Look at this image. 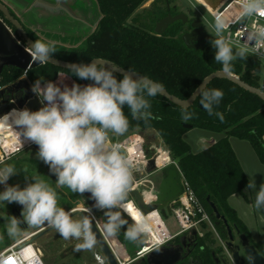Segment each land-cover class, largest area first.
I'll use <instances>...</instances> for the list:
<instances>
[{"label": "clouds", "instance_id": "9594fccd", "mask_svg": "<svg viewBox=\"0 0 264 264\" xmlns=\"http://www.w3.org/2000/svg\"><path fill=\"white\" fill-rule=\"evenodd\" d=\"M236 4L239 10L232 15L237 21L264 18V0H236ZM226 29L223 16L218 15L210 42L215 49V61L222 65L225 73L231 72L232 63L237 59L264 56V25L254 24L242 44L226 37ZM26 50L32 63L46 64L56 53V45L53 41L37 39ZM69 70L92 83L61 87L41 77L31 87L42 105L39 110L13 109L0 119L10 120L14 129H19L20 137L38 146L37 156L57 177V188L91 194L95 207L105 210L108 217L106 231L113 234L123 222L119 213L111 210L126 201L134 180L135 164L119 144L112 142L109 134L122 136L127 132L130 122L125 106L135 120L153 118L148 97L157 96L163 86L132 72H122V79H118L115 75L118 69L107 61L93 59L90 64H72ZM222 98L221 90L205 87L201 90L200 103L212 115L213 106ZM15 174L17 170L13 165L0 167V184L5 185L0 192V203L14 202L22 206V221L16 217L10 219V235L17 232L20 222L29 226L48 224L64 239L81 240L77 249L91 248L95 244L88 215L74 218L70 211L58 205L55 188L38 177H31L32 182L24 188L8 185L7 181ZM256 188L255 180L250 178L245 190ZM255 207L264 208V183L256 192Z\"/></svg>", "mask_w": 264, "mask_h": 264}, {"label": "trees", "instance_id": "16d2710c", "mask_svg": "<svg viewBox=\"0 0 264 264\" xmlns=\"http://www.w3.org/2000/svg\"><path fill=\"white\" fill-rule=\"evenodd\" d=\"M146 1L95 0L100 15L95 29L71 45L55 43L56 53L53 57L76 63H85L93 58L106 59L119 67L149 77L180 99L188 98L206 75L222 70V65L214 58L215 49L210 42L213 37L210 35L203 48L186 46L182 34L188 27L180 20L170 23L161 34L155 33L153 29L157 21L169 13L178 11L170 6V0H152L150 7L143 8L146 12L144 20L153 24L150 28H145L144 23L135 24L129 21L136 20L138 15H134L135 12ZM191 14L195 16V13ZM0 16L3 17L1 13ZM7 23L15 33V28ZM25 29L33 41H45L35 32ZM59 73L70 76L81 86L92 83L78 78L69 69L48 62L26 71L15 66H5L0 73V88L24 75L32 85L41 77L45 82H53ZM231 73L249 85L261 88L264 64L250 55L247 59L233 61ZM115 75L122 79L121 74ZM206 88L223 92L219 104L213 106L214 114L209 115L202 107L201 93L188 107L176 105L158 94L148 97L151 105L149 111L153 118L146 121L133 119L130 110L125 106L124 112L130 123L127 132L120 137L134 132L144 136L146 130H152L160 138L171 158L176 161L213 223L219 229L223 224L215 218L208 201L215 204L231 228L244 233L258 253L264 256L259 245L250 239L245 225L234 209L227 203L230 195L242 193L248 183L230 146L229 137L247 140L259 160L264 163V99L226 78H214ZM12 105L13 103H10V106ZM184 123L191 124L192 128L218 132L223 136L202 150L192 152L189 144L183 139L184 132L189 129L184 127ZM128 202L130 207L134 206L132 202ZM152 218L157 225V216L152 214ZM122 256H125V253H122Z\"/></svg>", "mask_w": 264, "mask_h": 264}, {"label": "water", "instance_id": "95a60500", "mask_svg": "<svg viewBox=\"0 0 264 264\" xmlns=\"http://www.w3.org/2000/svg\"><path fill=\"white\" fill-rule=\"evenodd\" d=\"M43 7L46 9H51V6L46 4H42ZM0 13L3 17L0 16V73L5 66H15L24 71L29 68H33L39 63H32L31 57L29 52L26 50L32 42H34L24 30L20 21H18L10 12L8 7L0 1ZM187 17L184 13H177L175 15H166L162 17L159 21L156 22L154 27V32L157 34H161L165 31L167 26L177 20L186 21ZM9 22L11 26H13L16 30V33L13 32L12 28L8 25ZM191 29L182 34V40L184 41L186 46L198 49L204 47V42L209 39L210 35L203 27L202 22L199 19H195L191 23ZM22 41H20L19 40ZM95 60L100 61H107L110 65L114 66L118 71L117 74H121L122 72H132L139 76H142L134 71H130L119 67L113 64L111 61L102 59V58H93ZM92 59V60H93ZM92 60L85 62V63H76V62H69L65 60H61L55 57H52L49 63L69 69V66L72 64H90ZM226 78L242 88L248 90L251 93L256 94L260 98L264 99V79L261 81V88L254 87L249 85L248 83L242 81L237 75L229 72L225 73L223 70H216L208 75H206L196 89L191 93V95L186 99H180L173 94H170L166 89L162 87V90L159 94L164 96L166 99L171 101L172 103L179 105L181 107H188L191 103L195 100V98L201 93V90L206 87V85L214 78ZM31 84L25 77H21L15 82L0 88V116L3 115L2 112L7 110L10 107V103L16 102L18 107H25L29 110L32 109L35 103H41L37 97H34L33 92L31 91ZM184 127L192 128V125L189 123H184ZM148 153V150L146 149ZM49 170V169H48ZM146 172L148 174H153L155 172L160 173V180L156 186L155 194L153 195L151 201H146V196L142 194L135 186L134 182L131 184L130 189L127 193L126 201H131L140 213L143 215L150 213L153 210L159 209L163 216H167L170 213L169 203L173 200L181 191L179 185V175L178 171L174 164L167 165L161 169L156 168V159L150 158L147 162ZM86 206L87 207H77L70 212L72 213L73 217L88 215L92 220V232L95 236V242L99 247L102 255L104 256L106 262L108 264H120V262L116 259L113 252L111 251L109 245L107 244L104 236L100 232L98 226L96 225L93 216L97 219L98 217L102 218L104 221H108V217L105 215V210L99 209L95 207V201L91 198V194L85 192L82 194ZM132 198V200H130ZM212 212L216 219L222 221L223 225L225 226L229 238H232V228L228 224L226 218L219 213L217 207L212 201H208ZM91 209V212H88L87 209ZM122 213L125 215L120 207L116 209H112L113 213L116 212ZM18 219L22 221V217L20 213L18 214ZM93 215V216H92ZM26 226V223L21 222ZM54 229L53 227L46 225L43 228L36 231L28 242H34L35 239L39 238L40 236L46 234L47 232ZM133 231L134 228L131 227ZM236 233L238 234V238L240 240V245L244 248V256L245 260L248 264H264V256L260 255L255 247L250 244V240L244 233H240L236 229ZM177 251L171 248L168 244L162 245L152 249L151 251L147 252L145 255L146 261L148 264H172L176 262L177 258ZM238 256L237 253H234V258L236 259ZM46 262V261H45ZM47 264V262H46Z\"/></svg>", "mask_w": 264, "mask_h": 264}, {"label": "rangeland", "instance_id": "374dc122", "mask_svg": "<svg viewBox=\"0 0 264 264\" xmlns=\"http://www.w3.org/2000/svg\"><path fill=\"white\" fill-rule=\"evenodd\" d=\"M151 2L152 0H147L135 12L134 15H138L136 20L130 19L129 21L135 24L144 23L143 26H145V28H150L153 24L147 20H144L146 12L143 10V8L150 7ZM170 5H176L177 10L179 9L183 11H185L187 7H192L193 11L198 16L197 19H200L202 21L206 31L210 35L214 33L215 21L210 17L208 12L204 9L203 5L197 0H170ZM36 27L57 26L39 25ZM40 35L43 39H45V41H53L55 43L64 44L66 46L73 44V42L77 41V39L79 38L77 37L78 35L76 36V34H66L58 28L43 31ZM63 75L64 78L58 81L54 80L55 82H53L59 84L61 87H63L64 85L71 87L72 84L75 83L74 80L64 73ZM66 76L69 78H66ZM11 107L12 106H10L9 108ZM7 112L8 109L4 110L2 114H6ZM145 132L146 134H144V136L141 134L140 135L144 138V147L148 150V156H151L153 153H155L157 149H162L163 151L165 150V147L162 144L160 138L155 135L152 130L148 129ZM109 135L112 139H121L120 136H115L111 133ZM37 152L38 146L35 145L33 147L25 148L20 152L6 159H3V161H0V167H3L5 165H13L17 170V174L11 176L7 181V184L10 186L19 185L20 188H24L27 183L32 182L31 177L35 176L55 188L57 192L58 205L60 207H63L66 211H70L77 207H87L82 194L74 193L67 187H56L57 177L50 172L49 166L43 163V161L38 158ZM165 156L166 154L163 155V157ZM24 169L27 170L26 173L23 171ZM48 169L49 172L45 173V171ZM26 176L28 177V179H26ZM148 178L154 181V190L156 191V186L160 180V173L155 172L154 174H150ZM4 188L5 185L0 184V190ZM142 188V186H139L137 189L141 191ZM130 200H132V198H130ZM128 203L129 202L126 203L125 214L129 216L132 221H134V224L132 226L130 224L129 227H133L135 229L136 223L134 217L136 216L137 223L140 224L142 223L141 219H143V215L140 213V211H136L135 213L136 207H130ZM21 212L22 206L17 203H0V251L15 243L20 238L32 232H35L38 228L46 225L43 224L40 226H29L26 224V226H24V224L20 222L17 232L10 235L8 232L10 219L11 217H16L18 219V214L20 213L21 215ZM74 218L79 219V216H75ZM163 219L166 227L171 233H174L178 230L177 221L172 214H169ZM101 224L103 226L104 221H101ZM135 230L138 233L143 234V232H139L137 229ZM135 230H133V234H131L128 230L125 233L121 232L120 230H116L115 233L111 234V236H114L121 244H124L127 247L129 253L127 258H132L135 256V251L139 248L140 242L143 239V237L139 236ZM81 242V240L77 239H64L55 228L34 240L35 245L41 250L42 257L47 262V264H99L94 257L95 251L101 253L96 243L91 248L77 249V245Z\"/></svg>", "mask_w": 264, "mask_h": 264}, {"label": "built area", "instance_id": "2783aa9c", "mask_svg": "<svg viewBox=\"0 0 264 264\" xmlns=\"http://www.w3.org/2000/svg\"><path fill=\"white\" fill-rule=\"evenodd\" d=\"M204 9L208 12L210 17L214 21L218 15L223 16L224 21L227 24V29L224 32V35L226 37H229L234 43L237 44H242L245 42L246 35L254 24L264 25V18L253 17L251 19L237 21L232 15V13L239 10L238 5L236 4V0H223L214 9H209L206 5H204ZM212 37L214 38V35H212ZM251 56L255 57L256 59L261 61L262 64H264V56ZM23 77H25V75ZM34 97L37 96L34 95ZM12 103L13 105L11 108H8V112H10L12 109L25 108L24 106L18 107L16 102ZM17 131H19L18 128L15 131V135L10 136L4 134L3 132L0 133V161H3V159L10 157L25 148L35 146L34 143L26 140L23 136L20 137ZM15 136L17 138V141L15 142L14 146L12 148H9L8 145L5 146L8 142V138L13 139V137ZM112 142L119 144L133 160L135 164V168L133 171L134 186L136 188L142 186L143 188L140 192H142L144 196H151V198L146 201H151L153 195L155 194L154 187L148 185L147 182L149 180L146 179V177L150 175L146 172L147 162L150 158L156 159L157 169H161L167 165L174 164L180 178L179 185L181 191L169 203V214H172L175 217L178 224V230L174 233H171L165 225L163 219L165 216L161 214L160 210L156 209L151 211L157 214L159 223H157V225L153 227L154 235L152 238L147 237L145 234H140L134 229L139 236L143 237L142 241L140 242L139 248L135 251L136 256L142 255L156 247L162 246L173 236L185 233L191 229L201 230L204 229V227L213 229V221L210 214L207 212L203 204L195 195L189 182L185 179L181 170L179 169L176 161L170 158L166 150L163 151L162 149H157L155 153H153L151 156H148V153L146 152V149L144 147V138L139 133L135 132L128 134L127 136L118 140L112 139ZM161 151L166 153V158L162 162L158 163L157 159ZM150 213L145 214L144 216H148ZM93 219L100 232L104 236L114 256L121 264L123 260L121 258L120 252L111 242L101 222L94 216ZM34 233L35 232H32L20 238L15 243L0 251V264H46L45 260L42 257L41 250L35 245L34 242H28V240ZM94 257L99 264H104L106 261L104 256L98 251L94 252Z\"/></svg>", "mask_w": 264, "mask_h": 264}, {"label": "crops", "instance_id": "0c3cea01", "mask_svg": "<svg viewBox=\"0 0 264 264\" xmlns=\"http://www.w3.org/2000/svg\"><path fill=\"white\" fill-rule=\"evenodd\" d=\"M0 1L9 8V10L17 17V19L21 21V23L34 30L46 31L58 28L66 34L69 33L70 35H78V39L85 37L89 33V27L92 26L90 12V6L92 4L91 1L97 8L95 0H72V2L81 9L84 16H82V18L77 17L73 20L64 17L63 15H49L48 13L40 9H34L33 11H30L31 8H34L32 0ZM83 1L88 2V4H82ZM34 3L37 6L46 4L43 1H35ZM39 25L57 27H36ZM62 78H64V75L63 73H60L55 81L61 80ZM66 78L69 77L66 76ZM222 136L223 134L218 132H213L205 129L190 128L186 132H184L183 139L189 144L192 152H198L208 145L212 144L213 142H216ZM228 140L248 181L250 178H253L255 180L257 188L249 189L246 191L245 187L242 193H234L230 195L227 198V203L232 209H234L237 217L245 225L250 239L256 242L261 248L262 252H264V208L257 209L255 207L256 192L258 191L259 186L264 183V163L259 160L254 149L247 140L239 139L233 136H230ZM164 154L165 153L162 151L161 156ZM46 171L49 172V170ZM146 179L149 180L147 182L148 185H151L152 187L155 186L152 179H149L148 176L146 177ZM153 215H156V213H153ZM142 218L143 219L141 220L143 224H138L135 216V223L139 226L141 232H143L147 237L151 238L148 231L149 229H152L153 231V227L156 226V224L153 222V218L151 223H149L144 216ZM44 226L38 228L36 231L43 228ZM103 227H105V224L103 225ZM135 229H137L136 225ZM106 233L113 245L120 252L122 260L127 259V256L129 255L127 247L124 244H121L114 236H111V234H109L107 231ZM122 253H125V256H122Z\"/></svg>", "mask_w": 264, "mask_h": 264}, {"label": "flooded vegetation", "instance_id": "af4514ba", "mask_svg": "<svg viewBox=\"0 0 264 264\" xmlns=\"http://www.w3.org/2000/svg\"><path fill=\"white\" fill-rule=\"evenodd\" d=\"M35 1H43L47 3L48 5H50L51 9H46L45 7L42 6V4L37 6L34 3ZM86 3L88 4V2H84V1L82 2V4L84 5ZM91 3L92 4L90 6V12H91L92 26L89 27V33H91L95 29V26L100 18L99 12L97 8L95 7L94 3L92 1ZM32 4L34 8H31L30 11H33L34 9H40L48 13L49 15H57V16L63 15L64 17H67L73 20L77 17L82 18L83 16V12L81 11V9L78 8L77 5L72 2V0H32ZM170 6L173 8H176V5H173V6L170 5ZM177 13H184L186 15L187 17L186 21L184 22L182 21V22L186 25V27H188V29L185 32L189 31L191 29L190 28L191 23L195 19H197L198 16L196 14L195 16L191 14V13H195L192 7H187L185 11L178 9V11H176L175 13L173 14L169 13L167 15H175ZM12 15L17 19V17L13 13ZM17 20L20 21L19 19ZM21 24L25 31H26L25 28H27L35 32L39 37H41L40 34L43 31L34 30L24 25L23 23ZM15 33H16V30H15ZM9 113L10 112H7L6 114H9ZM6 114H4L3 117H5ZM5 126L7 128L14 129V126L11 125L10 120H8ZM45 173H48V172L45 171ZM3 190L4 189L0 190V192H2ZM123 206L126 207V204ZM118 213L120 215L121 221L123 222L122 225L118 228V230H120L123 233L127 232L128 230L131 234H133V231L131 230V227H129V225L131 224L132 226L134 224V221H132V219L129 216H127L125 213H124L125 215L120 213L119 210H118ZM97 219L99 221L100 220L104 221L100 217H98ZM134 220H135V217H134ZM106 223L107 221H104V224ZM167 244L171 248L175 249L178 253L177 254L178 259L176 260V262L172 264H248L247 261L245 260L244 248L240 245V240L238 238V234L236 233V229L232 228V238L230 239L228 232L223 224L222 226H220V229L214 223H213V229H208L205 227L204 229H201V230L191 229L185 233H181V234L173 236L164 245H167ZM146 253L139 255V256L135 255L132 258H127L123 260L121 264H148L145 258ZM234 253L238 254L236 259L234 258ZM104 264H108V263L105 261Z\"/></svg>", "mask_w": 264, "mask_h": 264}, {"label": "bare ground", "instance_id": "6f19581e", "mask_svg": "<svg viewBox=\"0 0 264 264\" xmlns=\"http://www.w3.org/2000/svg\"><path fill=\"white\" fill-rule=\"evenodd\" d=\"M202 5H203V7H204V5H206L209 9H214L216 6H218L223 0H198ZM41 106H40V104L39 103H35L34 105H33V107H32V109H31V111H37V110H39V108H40ZM4 116V114L3 115H1L0 116V118H2ZM8 122V120H6V119H0V133H4V134H7L8 136H10V135H15V131H16V129H11V128H7L5 125H6V123ZM17 141V138H16V136L15 137H13V139L12 138H8V142L6 143V145L5 146H7L8 145V147L9 148H12L13 146H14V144H15V142ZM161 153H162V151L160 152V154H159V157H158V159H157V162L158 163H160V162H162L165 158H166V156L165 157H163V155L161 156ZM166 154V153H165ZM163 157V158H162ZM151 198V196H149V195H146V200H149ZM127 202H124L122 205H121V209H122V211H123V213H125V206H123V205H125ZM136 211H139L137 208L135 209V213H136ZM153 213H155V212H151L148 216H144L142 213V215L146 218V220L149 222V223H151L152 222V214ZM157 215V214H156ZM136 228H137V230H139V232L141 231L140 229H139V226L136 224ZM148 233H149V235L151 236V238L153 237V233H154V231H152V229H149V231H148ZM144 234V233H143Z\"/></svg>", "mask_w": 264, "mask_h": 264}]
</instances>
